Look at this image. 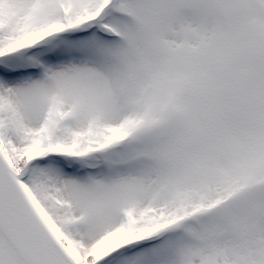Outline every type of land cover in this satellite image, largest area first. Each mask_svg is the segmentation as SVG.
<instances>
[{
  "label": "snow or ice",
  "instance_id": "6c2138e0",
  "mask_svg": "<svg viewBox=\"0 0 264 264\" xmlns=\"http://www.w3.org/2000/svg\"><path fill=\"white\" fill-rule=\"evenodd\" d=\"M0 264H264V0H0Z\"/></svg>",
  "mask_w": 264,
  "mask_h": 264
}]
</instances>
